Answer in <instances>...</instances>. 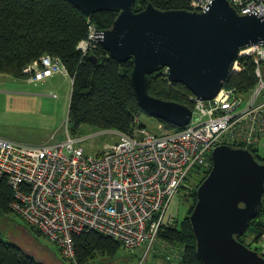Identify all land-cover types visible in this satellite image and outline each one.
I'll use <instances>...</instances> for the list:
<instances>
[{
	"label": "built area",
	"instance_id": "1",
	"mask_svg": "<svg viewBox=\"0 0 264 264\" xmlns=\"http://www.w3.org/2000/svg\"><path fill=\"white\" fill-rule=\"evenodd\" d=\"M213 0H192L190 10L202 11ZM240 14L264 19V0H229ZM79 48L86 53L97 42L95 28ZM253 58L256 83L242 93L226 83L209 100L194 94L190 122L180 129L151 132L135 118L131 133L114 131L119 140L98 154H87L72 136L57 143L27 144L0 137V177L15 188L11 208L61 247L66 259L76 260L74 236L97 231L133 249L153 243L160 227L171 225L168 213L174 196L190 189L196 169L212 168V152L227 144L264 157V45L241 51L233 74ZM29 66V67H28ZM23 70L31 81L68 74L59 57L44 55ZM168 72V68L166 70ZM232 74V75H233ZM45 77V78H44ZM171 82V81H170ZM249 246L264 257V235Z\"/></svg>",
	"mask_w": 264,
	"mask_h": 264
},
{
	"label": "water",
	"instance_id": "2",
	"mask_svg": "<svg viewBox=\"0 0 264 264\" xmlns=\"http://www.w3.org/2000/svg\"><path fill=\"white\" fill-rule=\"evenodd\" d=\"M68 1L88 17L104 10L118 13L110 28L95 30L97 42L116 60H133L131 81L141 106L178 127L190 122L192 108L151 95L149 74L168 68L171 82L209 100L232 76L241 51L264 45V19L238 13L229 0H213L202 11L162 10L152 2L136 11L137 0ZM212 160L190 215L198 254L205 264H264L257 250L237 238L264 201V163L249 149L227 144L213 150Z\"/></svg>",
	"mask_w": 264,
	"mask_h": 264
},
{
	"label": "trees",
	"instance_id": "3",
	"mask_svg": "<svg viewBox=\"0 0 264 264\" xmlns=\"http://www.w3.org/2000/svg\"><path fill=\"white\" fill-rule=\"evenodd\" d=\"M192 0H137L135 10L143 9L149 2L157 8L190 9ZM118 13L111 10L96 12L88 17L81 9L68 0H0V73L22 79L27 77L23 70L44 55L59 57L72 78V91L68 119L74 129L87 125L95 130H119L131 133L136 126V117L150 115L139 103L131 81L134 67L132 59L120 62L111 57L102 44L96 43L86 53L78 48L83 40L89 39L95 30L110 28ZM91 56L97 57L95 61ZM246 69L233 74L226 82L229 88L240 92L249 91L256 83L253 58H243ZM167 68L148 75V90L155 97L179 102L193 108L189 97L193 93L182 83L170 82ZM166 129H180L160 119ZM142 126H145L142 124ZM264 163V157L257 155ZM202 169H196L197 175ZM203 170L199 183L182 189L184 197L191 201L188 212L180 221L160 227V241L169 244L172 262L178 264H205L197 250L190 215L197 203L199 185L210 173ZM195 176V177H196ZM175 197V196H174ZM15 199V188L7 176L0 177V208L14 212L11 208ZM257 217L251 219L248 231L237 236L245 243L246 236L259 239L264 235V201ZM16 213V212H15ZM36 231L41 232L32 226ZM76 260L88 264L97 252L114 254L123 247L121 242L97 231L84 232L74 236ZM0 264H45L28 253L22 246L6 241L0 236Z\"/></svg>",
	"mask_w": 264,
	"mask_h": 264
},
{
	"label": "rangeland",
	"instance_id": "4",
	"mask_svg": "<svg viewBox=\"0 0 264 264\" xmlns=\"http://www.w3.org/2000/svg\"><path fill=\"white\" fill-rule=\"evenodd\" d=\"M53 73L52 71L45 76L47 80L44 77V80L38 82H29L32 78L30 75L12 80L8 74L5 75L6 81L0 84V137L27 144L66 140L65 121L69 116L72 78L69 74ZM245 92L250 90L242 91ZM141 124L151 132L166 129L160 119L146 114L141 116ZM68 127L72 136L82 138L79 145L84 147L87 154L101 153L106 144L119 140L114 131H98L87 125L74 129L71 122ZM201 171L199 177L192 178L193 186L196 182L198 184L204 175L203 170ZM180 192L175 195L168 210L169 214L176 217V221L183 219L191 206L190 197H184L183 192ZM0 236L6 241L22 246L45 264H79L77 260L66 259L58 244L33 229L19 214L1 208ZM248 236L246 241H257L255 236ZM174 259L176 256L173 255L169 244L157 237L153 243L147 242L133 249L121 247L114 254L97 252L88 264H178L172 262Z\"/></svg>",
	"mask_w": 264,
	"mask_h": 264
},
{
	"label": "crops",
	"instance_id": "5",
	"mask_svg": "<svg viewBox=\"0 0 264 264\" xmlns=\"http://www.w3.org/2000/svg\"><path fill=\"white\" fill-rule=\"evenodd\" d=\"M5 75H7V74H3V73H0V84L1 83H4L5 81H6V76ZM11 78H10V80H12V79H14L15 77H13V76H11V75H9ZM53 77V76H52ZM52 77H50V78H52ZM50 78H48V79H50ZM15 79H18V78H15ZM10 80H8V81H10ZM46 80H47V78H46ZM29 82H33V81H30V80H28ZM34 82H38V81H34ZM44 143H57V142H44ZM40 144H42V143H40Z\"/></svg>",
	"mask_w": 264,
	"mask_h": 264
},
{
	"label": "flooded vegetation",
	"instance_id": "6",
	"mask_svg": "<svg viewBox=\"0 0 264 264\" xmlns=\"http://www.w3.org/2000/svg\"><path fill=\"white\" fill-rule=\"evenodd\" d=\"M56 75H57V74H56ZM245 244H247V245L250 244V245L252 246L254 243H253L252 241H250V242L246 241ZM252 249H253V248H252ZM255 250H256V249H255ZM257 251H258V250H257ZM258 252H259V251H258Z\"/></svg>",
	"mask_w": 264,
	"mask_h": 264
}]
</instances>
